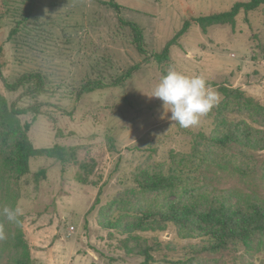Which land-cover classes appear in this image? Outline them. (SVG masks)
Instances as JSON below:
<instances>
[{"label": "rangeland", "instance_id": "obj_1", "mask_svg": "<svg viewBox=\"0 0 264 264\" xmlns=\"http://www.w3.org/2000/svg\"><path fill=\"white\" fill-rule=\"evenodd\" d=\"M25 1L0 0L1 70L9 80L39 70L48 92L34 98L23 90L8 92L1 79L0 92L9 104L38 105L39 114L20 116L22 123H30L33 146H77L78 163L94 162L90 178L95 183L76 181L78 164L63 171L52 158L30 159L16 207L23 209L21 226L31 256L36 264H139L141 257L119 248L122 235L100 226L99 209L133 185L131 173L146 158L167 164L171 152L190 151L192 134H211L214 129L206 115L189 128L169 119L163 102L150 97L162 69L238 87L264 104V12H241L233 27L216 25L204 32L195 21L198 17L247 0H115L122 6L120 16L142 30L146 52L140 56L119 14L102 4L110 0H36L40 26L28 25L9 39L13 14L7 11L24 8ZM186 22L189 26L171 47L168 64L160 67L152 55ZM135 65L132 77L110 86ZM91 79H101L104 86L77 97L79 87ZM211 87L217 91V86ZM259 155L264 159V150ZM41 169L45 177L36 180ZM99 189L100 203L90 210ZM156 235L176 248L156 254L157 259L163 254L176 258L182 247L194 242L179 239L173 226ZM221 258L224 264H260L264 254L249 258L241 250H229ZM6 260V254L0 255V264Z\"/></svg>", "mask_w": 264, "mask_h": 264}, {"label": "trees", "instance_id": "obj_2", "mask_svg": "<svg viewBox=\"0 0 264 264\" xmlns=\"http://www.w3.org/2000/svg\"><path fill=\"white\" fill-rule=\"evenodd\" d=\"M102 4L119 14V22L129 28L137 53L144 56L142 30L120 16L122 6L115 0ZM258 9L264 12V0L238 1L227 11L200 16L195 21L204 32L216 25L233 27L239 13ZM7 12L13 14L9 39H14L28 25L40 26L36 0H26L24 8ZM188 26V22L184 23L174 38L152 55L157 65L168 64L171 47ZM26 41L30 43L31 38ZM137 68L136 65L128 68L110 86L122 85ZM166 73L162 69V76ZM0 79L8 92L23 90V95L33 98L48 92L45 75L39 70L9 80L3 76L0 65ZM209 84L217 86L223 97L206 114L213 119V132L192 134L190 151L171 152L167 164L146 158L131 173L133 185L99 209L100 226L122 235L119 248L128 256L141 257L139 264H224L221 255L225 251L241 250L249 258L264 254V159L259 155L264 150V104L238 87ZM103 86L101 79L88 80L77 90V97ZM29 112L39 114V106L9 104L0 92V209L16 208L21 181L30 172L31 158H52L63 171L78 164L76 181L95 185L90 178L94 162L78 163L77 146H33L28 135L30 123H22L20 119ZM40 177H45L44 169L35 173L36 180ZM100 195L101 189L90 210L100 203ZM21 222V217L16 224L0 215L7 234V239L0 240V255L6 254L7 264H36ZM169 226L174 227L179 239L194 242L182 247L176 258L169 259L163 254L157 259L156 254L176 249L156 235ZM218 255L220 259L216 258ZM260 264H264V259Z\"/></svg>", "mask_w": 264, "mask_h": 264}, {"label": "clouds", "instance_id": "obj_3", "mask_svg": "<svg viewBox=\"0 0 264 264\" xmlns=\"http://www.w3.org/2000/svg\"><path fill=\"white\" fill-rule=\"evenodd\" d=\"M150 97L158 98L171 113L169 119L182 128L199 124L220 100L219 93L212 89L205 78L187 76L174 69H169L154 87ZM0 215L10 223L19 224L23 209L20 207H3ZM7 239L5 227L0 223V240Z\"/></svg>", "mask_w": 264, "mask_h": 264}, {"label": "built area", "instance_id": "obj_4", "mask_svg": "<svg viewBox=\"0 0 264 264\" xmlns=\"http://www.w3.org/2000/svg\"><path fill=\"white\" fill-rule=\"evenodd\" d=\"M70 230H71V231L74 230V227L71 226V227H70Z\"/></svg>", "mask_w": 264, "mask_h": 264}]
</instances>
